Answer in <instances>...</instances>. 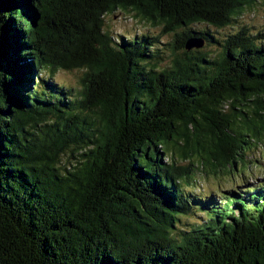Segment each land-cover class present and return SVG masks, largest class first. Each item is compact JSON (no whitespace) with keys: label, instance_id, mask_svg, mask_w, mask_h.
I'll list each match as a JSON object with an SVG mask.
<instances>
[{"label":"trees","instance_id":"trees-1","mask_svg":"<svg viewBox=\"0 0 264 264\" xmlns=\"http://www.w3.org/2000/svg\"><path fill=\"white\" fill-rule=\"evenodd\" d=\"M256 1L0 0V264H264V183L219 205L183 187L264 145V31L192 29ZM115 11L172 41L114 36ZM59 70L81 73L76 90Z\"/></svg>","mask_w":264,"mask_h":264},{"label":"rangeland","instance_id":"rangeland-1","mask_svg":"<svg viewBox=\"0 0 264 264\" xmlns=\"http://www.w3.org/2000/svg\"><path fill=\"white\" fill-rule=\"evenodd\" d=\"M105 29L111 32L114 36L120 33L132 32L135 34L146 33L150 35H159L162 43L168 44L172 41L174 33L165 34L161 32V28L155 26L152 22H147L135 18L132 14L115 11L114 13L108 14L104 17ZM242 26H246L250 29L251 34L264 31V0H257L255 5L251 8L245 9L243 13L233 22L232 25L225 28L217 29L205 24H198L192 26L195 31L207 30L214 40L217 42L222 41L227 35H230L237 31ZM202 41V47L198 50H202L203 53H209L214 56L220 51L218 43L213 41ZM165 47V46H164ZM166 48V47H165ZM164 49V48H163ZM168 52H165V56H168ZM171 57H165L159 65L160 68L169 65ZM81 75L79 71H56L52 76V80L64 87L78 88V77ZM41 78L46 79L48 77L47 70L42 71L40 74ZM162 150V149H161ZM244 166L241 163L236 164V167L229 172H219L217 174L212 173H198L194 177V182L191 185H186L185 191H191L195 196L201 198H213L215 205L221 203V196L217 195V192H239V189H243L248 185H257L264 183V145H252L244 151ZM164 161H170L168 157L162 158ZM62 162L69 164L74 162L70 152H67L62 157ZM178 166H182L183 163H178ZM243 174L248 177L245 184H242L239 188H236V181L239 176ZM219 194V193H218ZM194 215V216H193ZM188 218L181 219L183 224L198 223L204 219L203 213L195 210L194 214Z\"/></svg>","mask_w":264,"mask_h":264},{"label":"water","instance_id":"water-1","mask_svg":"<svg viewBox=\"0 0 264 264\" xmlns=\"http://www.w3.org/2000/svg\"><path fill=\"white\" fill-rule=\"evenodd\" d=\"M202 47V41L199 39H189L185 44V49L189 50L191 48H200Z\"/></svg>","mask_w":264,"mask_h":264}]
</instances>
